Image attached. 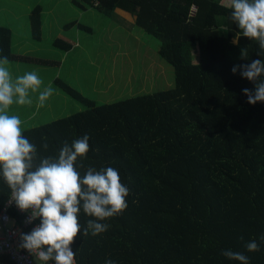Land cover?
<instances>
[{
    "label": "trees",
    "instance_id": "16d2710c",
    "mask_svg": "<svg viewBox=\"0 0 264 264\" xmlns=\"http://www.w3.org/2000/svg\"><path fill=\"white\" fill-rule=\"evenodd\" d=\"M95 1L73 0L80 8H121L135 16L138 26L161 40L159 53L173 65L175 84L100 104L59 78L56 84L86 108L22 130L37 146L30 170L41 158L58 155L65 141L88 135L89 151L77 161L81 177L89 165L98 171L113 167L130 190L127 208L101 221L109 228L99 235H83L95 217L81 207V231L71 246L76 264H239L221 255L228 248L247 255L249 264H264V244L258 252L244 248V241L259 242L264 233V103L249 104L242 90L254 84L231 71L264 60L258 44L244 37L239 46L232 43L240 29L222 0ZM193 5L197 11L190 16ZM45 6L37 4L30 13L37 42ZM14 41L13 30L1 26L0 57L30 61L15 52ZM52 44L64 52L74 48L60 37ZM242 48L246 60L240 59ZM11 194L0 170V214ZM10 214L23 226L16 209Z\"/></svg>",
    "mask_w": 264,
    "mask_h": 264
},
{
    "label": "clouds",
    "instance_id": "9594fccd",
    "mask_svg": "<svg viewBox=\"0 0 264 264\" xmlns=\"http://www.w3.org/2000/svg\"><path fill=\"white\" fill-rule=\"evenodd\" d=\"M99 3L95 1L96 5ZM228 7L232 21L240 29L232 43L239 46L241 37L253 40L259 46L258 55L264 57V0H230ZM247 58L248 50L242 48L240 59ZM8 64L7 56L0 57V170L12 190L11 198L17 208L31 209L32 219H40L30 232L20 233L18 247L35 256L40 264L49 261L75 264L76 253L71 246L81 231L78 222L81 207L86 215L95 217L88 220L83 235H99L109 228L101 221L127 208L126 197L130 190L121 183L119 172L113 167L98 171L89 165L81 177L77 161L89 151L88 135L71 144L65 141L58 155L41 158L39 165L30 170L37 146L23 135L20 117L10 115L9 109L13 104L31 106L33 100L29 93L39 92L36 104L39 110L53 95V89L48 86L40 91L43 82L34 71L13 78ZM231 71L254 84V89L242 90L249 104L264 103V60L236 64ZM41 146L45 151L49 148L46 142ZM79 167L83 168V163ZM239 239L244 241V236ZM261 244H264V233L260 234L259 242L256 239L244 241V248L247 252H258ZM221 255L239 264H249V257L243 252L228 248L221 250ZM105 264H115V261L106 259Z\"/></svg>",
    "mask_w": 264,
    "mask_h": 264
},
{
    "label": "rangeland",
    "instance_id": "374dc122",
    "mask_svg": "<svg viewBox=\"0 0 264 264\" xmlns=\"http://www.w3.org/2000/svg\"><path fill=\"white\" fill-rule=\"evenodd\" d=\"M40 3L46 4L44 34L37 42L30 13ZM222 3L229 5L230 0ZM1 5L0 27L13 30L15 52L30 59L16 65L9 62L13 78L34 71L43 82L40 91L48 86L53 89V95L39 110V92L29 93L31 106L10 107L9 114L20 117L22 130L86 108L56 84L59 78L100 104L167 90L175 84L173 65L159 53L161 40L124 11H101L89 5L80 8L73 0H1ZM56 37L73 41V50L55 48L52 41ZM198 50L196 47L193 51L195 61L199 59Z\"/></svg>",
    "mask_w": 264,
    "mask_h": 264
},
{
    "label": "built area",
    "instance_id": "2783aa9c",
    "mask_svg": "<svg viewBox=\"0 0 264 264\" xmlns=\"http://www.w3.org/2000/svg\"><path fill=\"white\" fill-rule=\"evenodd\" d=\"M197 7L193 5L190 16H194ZM10 209H16L23 219V226L17 223ZM40 223V219H32V210L22 211L17 208L11 196L7 201L3 212L0 214V264H40L36 257L25 250L19 249L20 233H28ZM28 228V229H27ZM48 264H54L49 261ZM76 264V260H75Z\"/></svg>",
    "mask_w": 264,
    "mask_h": 264
},
{
    "label": "crops",
    "instance_id": "0c3cea01",
    "mask_svg": "<svg viewBox=\"0 0 264 264\" xmlns=\"http://www.w3.org/2000/svg\"><path fill=\"white\" fill-rule=\"evenodd\" d=\"M117 10L124 11V12H126L127 14L131 15V16L134 18V20L136 19L135 16H133L132 14H130L129 12H127L126 10H123V9H121V8L116 9V11H117ZM64 39L71 41V40H70L69 38H67V37H64ZM71 42H73V41H71Z\"/></svg>",
    "mask_w": 264,
    "mask_h": 264
},
{
    "label": "water",
    "instance_id": "95a60500",
    "mask_svg": "<svg viewBox=\"0 0 264 264\" xmlns=\"http://www.w3.org/2000/svg\"><path fill=\"white\" fill-rule=\"evenodd\" d=\"M38 261V260H37Z\"/></svg>",
    "mask_w": 264,
    "mask_h": 264
}]
</instances>
